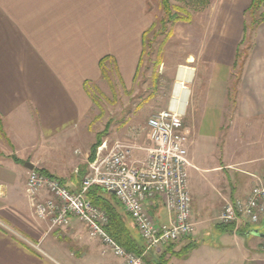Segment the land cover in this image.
<instances>
[{"label": "crops", "instance_id": "1", "mask_svg": "<svg viewBox=\"0 0 264 264\" xmlns=\"http://www.w3.org/2000/svg\"><path fill=\"white\" fill-rule=\"evenodd\" d=\"M149 1L0 0V264H117L75 218L63 229L48 231V222L34 216L24 184L30 164L70 191L79 190L95 143L74 140L78 131L87 130L84 121L92 105L87 87L100 82L103 66L110 62L133 80L150 26ZM250 2L225 6L219 25L226 32L210 37L208 51L197 58L209 74L201 117L190 136L189 169L212 174L213 188L219 190L216 204L221 197L244 199L257 180L264 182V22L252 35L234 90L230 85L237 78L235 52ZM225 118L240 131L223 128ZM69 139L72 148L63 153L62 142ZM197 139L218 152L215 164L196 167L192 147ZM149 209L157 224L168 222L161 201ZM120 211L126 214L122 206ZM213 219L208 214L194 220L192 214L186 244L146 252L148 263L264 264L263 238L246 236L250 230L264 233V216L258 225L241 219L209 226ZM126 222L138 236L128 216ZM208 231L216 233L213 247L193 241Z\"/></svg>", "mask_w": 264, "mask_h": 264}, {"label": "built area", "instance_id": "2", "mask_svg": "<svg viewBox=\"0 0 264 264\" xmlns=\"http://www.w3.org/2000/svg\"><path fill=\"white\" fill-rule=\"evenodd\" d=\"M190 83H181L189 95ZM189 95L183 110L179 106L171 108L175 100L172 94L169 107L146 120L149 147L116 142L108 149L105 142L101 143L77 192L70 191L56 178L31 170L24 194L34 216L48 222V231L63 229L75 218L87 227L90 238L101 242L117 264H145L144 254L126 251L106 232V212L86 197L90 188L98 187L113 194L120 203L144 244V253L189 237L193 223L187 170L192 165L188 159L190 134L184 126ZM136 151L145 153L144 160L134 159ZM42 192L48 197L41 199ZM156 200L165 208L167 223L157 224L150 213L149 207ZM263 216L264 182L257 180L244 199H224L217 220L232 225L245 219L250 225H258ZM260 249L264 252V239Z\"/></svg>", "mask_w": 264, "mask_h": 264}, {"label": "rangeland", "instance_id": "3", "mask_svg": "<svg viewBox=\"0 0 264 264\" xmlns=\"http://www.w3.org/2000/svg\"><path fill=\"white\" fill-rule=\"evenodd\" d=\"M234 3L235 0H210L207 5L195 8L187 0H170L171 7H179L184 11L176 12L171 9V13L167 15L161 7L160 0H150L147 5L150 26L144 33L142 53L133 80L130 81L125 73L121 75V70L118 71L114 63H106L103 66V77L100 82L87 87L92 100L91 111L84 121L87 130L82 128L83 130L78 131L74 140L77 143H81L80 141L94 143L100 134L101 143L105 142L108 149L116 142L149 147L146 120L169 107L176 72L180 66L191 68L194 72L192 82L187 86L190 95L184 119V126L189 130V136H192L195 123L198 125L201 117L203 85L209 74L206 72L205 64L203 65L197 58L208 51L210 37L222 36L226 32L219 24L225 18L223 17L225 6ZM173 16L181 19L175 21ZM245 24L250 25L249 17L245 16ZM248 44L252 45L251 39ZM246 50L245 47L244 51ZM190 57L193 62H188ZM239 72L237 68H233L235 78H238ZM233 82L234 79L230 85ZM226 122L227 118L224 120L223 128L230 129L231 132L240 131L237 126L231 129V126L235 125H228ZM190 143L189 137L188 146ZM62 144L65 146L64 149L60 148L63 153L72 148L70 139ZM192 148V158L196 167L210 166L218 161V152L211 150L209 143L202 139H197ZM190 154L191 151L188 152V157ZM133 157L135 160H144L145 153L136 151ZM187 174L189 189H198L197 193L194 190L190 192L193 219L197 220L200 215L207 217L209 214L211 218L214 216V219L207 224L214 227L219 223L217 216L224 198L221 197L220 203L216 204L219 200V190L213 188L210 180L212 174H203L200 170L192 169H188ZM215 236V232L208 231L202 237H195L193 241L210 248L216 244ZM183 241L184 239L173 243L172 246L184 244ZM143 258L146 264L148 257L143 255Z\"/></svg>", "mask_w": 264, "mask_h": 264}, {"label": "trees", "instance_id": "4", "mask_svg": "<svg viewBox=\"0 0 264 264\" xmlns=\"http://www.w3.org/2000/svg\"><path fill=\"white\" fill-rule=\"evenodd\" d=\"M188 3H191L195 8L207 5L210 0H187ZM161 7L163 11L169 15L171 9H174L176 12H183L184 10L179 7H171L170 0H160ZM250 18V25L244 24L243 26V35L238 44V47L235 52V61L233 64L234 69H238L240 73L243 69L244 63L248 57V53L252 48V45L248 44V41L252 40V35L258 25L264 22V0H251L248 8L244 12V17ZM175 21L180 20L177 16H173ZM183 20V19H182ZM145 35V34H144ZM144 38V36H143ZM144 44V40L142 45ZM247 48L244 51V48ZM142 53V52H141ZM244 56V57H243ZM102 61L100 65L102 66ZM239 78H236L235 81L231 84L233 90L236 86ZM1 129V127H0ZM101 135L99 134L96 138V142L91 148L90 159H94L96 148L101 144ZM44 173L43 171H39ZM86 197L91 203L98 208L104 210L108 217V225L106 226V232L109 236L126 251L135 253L137 255H142L144 253V245L139 236H135L133 231L129 228L126 222V214L121 213V205L114 197L113 194L105 192L104 190L98 187H92L86 193ZM146 264H149L148 261ZM159 264H167V261H162Z\"/></svg>", "mask_w": 264, "mask_h": 264}, {"label": "bare ground", "instance_id": "5", "mask_svg": "<svg viewBox=\"0 0 264 264\" xmlns=\"http://www.w3.org/2000/svg\"><path fill=\"white\" fill-rule=\"evenodd\" d=\"M189 62H193V59L190 57L188 59ZM193 69L185 67V66H180L177 74H176V81L174 85V89L172 94L175 97V100L172 101L171 108L174 109L176 106H179L181 110H183L186 106V101L187 97L189 95L187 90H183L181 83H190L193 79Z\"/></svg>", "mask_w": 264, "mask_h": 264}, {"label": "water", "instance_id": "6", "mask_svg": "<svg viewBox=\"0 0 264 264\" xmlns=\"http://www.w3.org/2000/svg\"><path fill=\"white\" fill-rule=\"evenodd\" d=\"M27 165L29 166V170H32V166L30 164ZM246 236H255L264 239V233H260L258 230H250L247 232Z\"/></svg>", "mask_w": 264, "mask_h": 264}]
</instances>
